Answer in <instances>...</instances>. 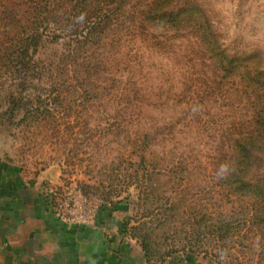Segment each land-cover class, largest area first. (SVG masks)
I'll return each instance as SVG.
<instances>
[{
  "label": "rangeland",
  "instance_id": "374dc122",
  "mask_svg": "<svg viewBox=\"0 0 264 264\" xmlns=\"http://www.w3.org/2000/svg\"><path fill=\"white\" fill-rule=\"evenodd\" d=\"M164 1L93 36L44 22L25 51L30 1L0 0V159L148 264H264V0Z\"/></svg>",
  "mask_w": 264,
  "mask_h": 264
},
{
  "label": "crops",
  "instance_id": "0c3cea01",
  "mask_svg": "<svg viewBox=\"0 0 264 264\" xmlns=\"http://www.w3.org/2000/svg\"><path fill=\"white\" fill-rule=\"evenodd\" d=\"M13 166L0 159V264H148L116 221L98 216L78 225L61 218L40 177L27 181Z\"/></svg>",
  "mask_w": 264,
  "mask_h": 264
},
{
  "label": "trees",
  "instance_id": "16d2710c",
  "mask_svg": "<svg viewBox=\"0 0 264 264\" xmlns=\"http://www.w3.org/2000/svg\"><path fill=\"white\" fill-rule=\"evenodd\" d=\"M30 3L25 4L31 12L26 16L18 15V23H20L21 32L17 37L18 41L16 47L20 45V50L23 48L25 51L28 45L41 37L40 27L44 22H50L51 20L57 22L61 19L64 22L60 23H73L75 27H79L78 22H86L88 24V35L93 36L95 28L100 29L106 27V23H109L112 19L114 11H122L118 8L119 5L124 3V0H119L117 8L115 10L116 0H29ZM164 0H155L147 9L142 11L146 17L151 16V21H155L158 17H167L164 11H161ZM110 10V11H109ZM158 17H157V16ZM145 17V18H146ZM91 20H96L92 22ZM116 20V19H114ZM175 21L177 19H174ZM73 26V24H72ZM80 29V27H79ZM77 29V30H79ZM102 33V32H101ZM15 51V50H14ZM142 248L145 252V257L149 263V247L147 244L142 243Z\"/></svg>",
  "mask_w": 264,
  "mask_h": 264
},
{
  "label": "built area",
  "instance_id": "2783aa9c",
  "mask_svg": "<svg viewBox=\"0 0 264 264\" xmlns=\"http://www.w3.org/2000/svg\"><path fill=\"white\" fill-rule=\"evenodd\" d=\"M55 211L56 214L61 218L76 223L78 225H86L91 222L92 217H95L92 213L84 212L83 210L74 212L73 210H71V206L69 204L66 205L64 211L58 209H55Z\"/></svg>",
  "mask_w": 264,
  "mask_h": 264
}]
</instances>
